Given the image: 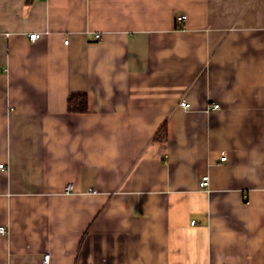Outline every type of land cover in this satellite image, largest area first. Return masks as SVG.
I'll list each match as a JSON object with an SVG mask.
<instances>
[{"label":"crops","instance_id":"1","mask_svg":"<svg viewBox=\"0 0 264 264\" xmlns=\"http://www.w3.org/2000/svg\"><path fill=\"white\" fill-rule=\"evenodd\" d=\"M0 163V264H264V0H0Z\"/></svg>","mask_w":264,"mask_h":264},{"label":"built area","instance_id":"2","mask_svg":"<svg viewBox=\"0 0 264 264\" xmlns=\"http://www.w3.org/2000/svg\"><path fill=\"white\" fill-rule=\"evenodd\" d=\"M185 19H186V14H181L177 17V20L180 23H183L185 21ZM40 36H41V33H39V32H32L29 35L30 39H32V40H36V39L40 38ZM96 37H100V33H97ZM66 42H68V40H66ZM180 104L185 108L190 107L189 103L185 99H182L180 101ZM211 106L213 108H219L221 105H220V103H213ZM222 159H226V156L223 155ZM2 168H6L4 163H0V169H2ZM209 182H210V177L208 174H206V175H203L201 182H200V185L202 188L206 189L209 186ZM72 189H73L72 184H69L66 186L67 191L72 190ZM93 191H96V189H94ZM0 233H2V234L8 233V228L6 226L0 225ZM42 264H52L50 251H47L43 254Z\"/></svg>","mask_w":264,"mask_h":264},{"label":"trees","instance_id":"3","mask_svg":"<svg viewBox=\"0 0 264 264\" xmlns=\"http://www.w3.org/2000/svg\"><path fill=\"white\" fill-rule=\"evenodd\" d=\"M89 109L88 97L85 93L71 94L68 98V110L70 112H86ZM168 136L166 123L157 133L156 139H165Z\"/></svg>","mask_w":264,"mask_h":264}]
</instances>
